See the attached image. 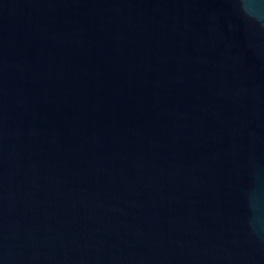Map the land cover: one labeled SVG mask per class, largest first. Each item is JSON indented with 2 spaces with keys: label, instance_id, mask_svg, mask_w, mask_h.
Segmentation results:
<instances>
[{
  "label": "water",
  "instance_id": "95a60500",
  "mask_svg": "<svg viewBox=\"0 0 264 264\" xmlns=\"http://www.w3.org/2000/svg\"><path fill=\"white\" fill-rule=\"evenodd\" d=\"M0 264H264V0H0Z\"/></svg>",
  "mask_w": 264,
  "mask_h": 264
}]
</instances>
